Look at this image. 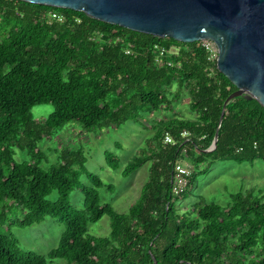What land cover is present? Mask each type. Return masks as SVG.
I'll list each match as a JSON object with an SVG mask.
<instances>
[{
	"label": "trees",
	"instance_id": "trees-1",
	"mask_svg": "<svg viewBox=\"0 0 264 264\" xmlns=\"http://www.w3.org/2000/svg\"><path fill=\"white\" fill-rule=\"evenodd\" d=\"M50 11L64 21L50 20ZM157 46L169 51L163 60L171 65L156 62ZM183 91L193 118L151 120L152 137L122 172L128 176L150 162L148 180L127 213L100 204L97 189L110 186L86 170L83 149L63 146L57 162L40 166L47 155L38 144L66 125L79 124L85 132L118 127L169 111ZM235 91L199 42L160 39L69 9L0 0V264H264L260 191L234 193L226 206L200 198L188 210L177 208L215 162L264 161V108L256 100L234 97L220 122ZM42 104L53 111L35 121L31 109ZM216 132L215 149L203 152ZM166 134L172 143L164 144ZM17 150L27 160L16 161ZM105 157L118 169L117 157ZM183 160L193 169L186 189L174 195L173 167ZM82 175L92 186L80 183ZM76 188L83 195L80 210L69 202ZM104 215L111 220L109 235L88 234V224ZM46 217L65 226L46 256L21 249L8 232Z\"/></svg>",
	"mask_w": 264,
	"mask_h": 264
},
{
	"label": "rangeland",
	"instance_id": "rangeland-1",
	"mask_svg": "<svg viewBox=\"0 0 264 264\" xmlns=\"http://www.w3.org/2000/svg\"><path fill=\"white\" fill-rule=\"evenodd\" d=\"M188 104L189 96L186 91H183L180 100L174 102L169 111L145 114L144 117L139 115L137 120L127 121L118 127L96 128L91 132H85L79 124L70 123L53 139L38 144L47 155V160L43 161L40 166L46 169L50 164L57 162L56 151L63 146L83 149L86 156L84 164L86 170L99 177L105 185L110 186L108 189L106 187L97 189L100 204H106L115 212L125 214L136 202L143 185L148 180L150 162L145 163L128 176H124L122 172L136 157L138 151L145 147L146 141L152 137L151 120L156 117L167 119L172 116L191 119L194 115L190 112ZM52 111L51 104L36 105L31 109V115L35 121H42ZM107 152L117 157L118 169L108 166L105 157ZM27 157L26 153L17 150L14 159L20 162L27 160ZM182 163L188 165L191 170L193 169L188 161L183 160ZM79 181L83 186H92L85 175H82ZM250 189L260 191L264 195L263 160L257 159L245 163L217 161L205 174L198 176L190 194L178 202L177 208L181 211L188 210L200 198L206 203L226 206L230 203L232 194ZM55 199L56 192L54 191L49 196V200ZM69 202L77 210L83 208V195L80 189L76 188L69 194ZM16 214L17 212L12 213L11 216ZM110 221V217L104 215L97 222L88 224V234L107 237L110 233ZM64 228L62 221L46 217L40 224L27 227L13 226L8 232L17 238L21 249L46 256L50 250L57 247ZM2 229L5 230L7 227L3 226ZM50 264H66V262L54 260Z\"/></svg>",
	"mask_w": 264,
	"mask_h": 264
},
{
	"label": "water",
	"instance_id": "water-1",
	"mask_svg": "<svg viewBox=\"0 0 264 264\" xmlns=\"http://www.w3.org/2000/svg\"><path fill=\"white\" fill-rule=\"evenodd\" d=\"M69 9L87 17L160 39L194 43L212 40L217 70L236 91L264 108V0H19ZM218 132L211 146L216 147Z\"/></svg>",
	"mask_w": 264,
	"mask_h": 264
},
{
	"label": "built area",
	"instance_id": "built-area-1",
	"mask_svg": "<svg viewBox=\"0 0 264 264\" xmlns=\"http://www.w3.org/2000/svg\"><path fill=\"white\" fill-rule=\"evenodd\" d=\"M48 15L50 20H56L58 22L64 21L63 15L59 13L50 11ZM199 43L207 53V60L211 63L215 62L216 64V60L218 56V49L216 44L209 39L201 40L199 41ZM156 52H157L156 62L158 64L171 65L172 63L171 61L163 60V57H165L169 53V51H167L164 47L157 46ZM185 135L186 134L184 133V136ZM169 143H172V139L168 134H166L164 137V144H169ZM191 172H192L191 168L188 165L183 164L182 161H177L174 164L173 167L174 176L172 180V192L174 195H179L186 189V186L188 184V178L191 175Z\"/></svg>",
	"mask_w": 264,
	"mask_h": 264
}]
</instances>
